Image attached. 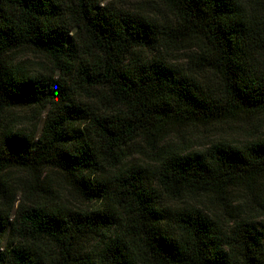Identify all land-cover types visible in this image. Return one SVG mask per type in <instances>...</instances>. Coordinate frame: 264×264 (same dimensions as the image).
<instances>
[{"label": "trees", "instance_id": "trees-1", "mask_svg": "<svg viewBox=\"0 0 264 264\" xmlns=\"http://www.w3.org/2000/svg\"><path fill=\"white\" fill-rule=\"evenodd\" d=\"M250 115L264 0H0V264H264Z\"/></svg>", "mask_w": 264, "mask_h": 264}, {"label": "rangeland", "instance_id": "rangeland-1", "mask_svg": "<svg viewBox=\"0 0 264 264\" xmlns=\"http://www.w3.org/2000/svg\"><path fill=\"white\" fill-rule=\"evenodd\" d=\"M26 58L34 65L40 58L27 55ZM29 114V112H28ZM26 121V120H25ZM184 145L199 147L210 142L214 137L220 136L229 140H241L253 134H264V116H242L216 128H183L180 130ZM17 174H15L16 176ZM18 176V175H17Z\"/></svg>", "mask_w": 264, "mask_h": 264}]
</instances>
